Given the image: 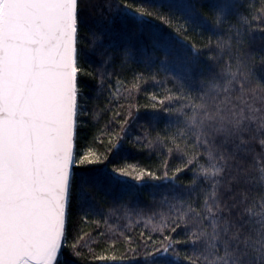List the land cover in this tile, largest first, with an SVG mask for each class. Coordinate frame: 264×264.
<instances>
[{
    "label": "snow or ice",
    "instance_id": "6c2138e0",
    "mask_svg": "<svg viewBox=\"0 0 264 264\" xmlns=\"http://www.w3.org/2000/svg\"><path fill=\"white\" fill-rule=\"evenodd\" d=\"M103 7L131 16L137 30L151 36L153 50L174 60L158 62L143 48L120 46L107 28L82 31L85 0H0V264H62L73 203L85 222L106 216L102 201L126 208L124 197L130 202L145 177L153 185L149 195L159 194L160 204L175 213L171 219L161 213L159 222L153 213L145 221L163 239L141 257L101 254L97 264H264V155L255 158L256 175L237 163L253 141L264 149V79L255 75L257 56L264 64V54L251 48L257 31L264 37V4L257 11L249 0H213L207 14H198L190 0H120L115 6L108 0ZM257 22L262 27H251ZM205 32L207 42L198 46L195 38ZM177 60L179 72L172 66ZM117 71L130 74L137 87L157 82L161 72L173 81L168 92L175 96L150 95L153 123L163 119L166 130L175 129L156 138L171 143L181 160L171 176L102 167L131 135L139 109L135 115L129 110L122 123L120 113L112 114L106 127L115 123L119 132L109 137L103 158L93 150L95 141L78 147L80 130L90 122L81 77L96 79L99 95ZM149 135L133 137L132 145ZM189 145L206 152L189 155ZM201 155L207 164L198 163ZM190 169V180L181 182Z\"/></svg>",
    "mask_w": 264,
    "mask_h": 264
},
{
    "label": "trees",
    "instance_id": "16d2710c",
    "mask_svg": "<svg viewBox=\"0 0 264 264\" xmlns=\"http://www.w3.org/2000/svg\"><path fill=\"white\" fill-rule=\"evenodd\" d=\"M107 2L108 0H85V8L82 14L88 18L82 25V31L85 26L94 28L98 32L107 28L111 34L112 41L120 46L130 43L137 50L143 48L147 53L154 54L158 62L161 59H167L169 62L174 60L173 56L166 57L161 50H153L151 36L145 32L138 31L136 22L131 16H124L118 12H108L103 7ZM118 2L120 0H111L113 6ZM190 2L198 14H207L213 0H190ZM249 2L253 4L257 11H259L261 4H264V0H249ZM101 9L103 10L102 14ZM105 17L110 18L111 22L109 23V19ZM153 24L156 25V22L153 21ZM173 26L175 27V24ZM251 27L259 28L262 25L257 22L252 24ZM157 28L164 32H169V29L164 28L163 25H157ZM190 35L192 34L190 33ZM207 36L208 33L205 32L203 39L196 37L197 45L206 43ZM108 40L109 36L105 34L103 42L108 43ZM251 48L256 53L264 54V37L258 31L254 34ZM185 51L181 49V54L183 55ZM202 55L208 56L209 53L205 52ZM95 59L98 64L99 58ZM172 66L178 72L182 70L178 60ZM255 75L260 79H264V64L259 62V56H257ZM156 81L148 80L137 87L133 84L130 74L117 71L113 74L111 80L105 84V90L97 95V80L81 77V87L83 88L84 97H86L81 102L87 106L90 115L85 117V119L90 122L88 127L80 130L78 147L83 149L95 141L92 144L93 150L103 158L104 155H107V149L110 147L108 143L109 137L113 133L119 132V127L115 123L106 127L112 114L120 113L119 121L122 123L125 117L128 116L129 110L135 115L137 109H139V115L129 129L131 135L122 142L119 152L112 153L107 163L102 167L111 169L113 165H117L129 171L147 169L155 171L160 176H163L165 171H167L169 176H171L172 171L180 165L181 160L171 143H158L156 138L159 134L161 138L166 139L170 132L175 129L166 130L163 119L153 123L150 95L159 94L160 98H163L165 95L171 94L175 96L177 93L174 90L171 93L168 92V89L172 88L173 81L171 79L165 80V73L161 72ZM109 84L112 86L111 97H109L108 93ZM109 100L112 101L111 106L106 107ZM172 106L175 107L176 105L173 104ZM94 111L95 116L93 117ZM93 118L96 120L95 123L91 122ZM144 132L150 133L148 139L144 141V144L133 146L131 143L132 138ZM148 141L153 142L150 148L145 147ZM178 143L181 144L182 148L184 147L182 141H178ZM249 147L252 151L248 152L243 160L238 159L237 163L242 164L250 174L256 175L257 164L255 158L258 153L264 155V149L260 147L257 141H253ZM169 149H172V151L169 152ZM185 151L189 155H191L192 151L202 154L206 152V149L203 147L193 149L189 145ZM198 163L207 164L206 157L201 155ZM196 167L197 164L192 165L193 169ZM190 172L191 169L189 173L182 175L179 180L187 183L190 180ZM127 179L131 180V178ZM133 183L135 182L133 181ZM152 190L153 185L150 182V178L145 177L143 186L136 189V194L132 196L130 202H128L127 196L124 197V202L127 203L126 208L120 207L119 203L112 204L111 198H109L102 201L100 205L107 210V215L91 216L87 222L79 215L74 202L68 216L67 239L64 242L63 255L60 257L62 264H97L94 257L101 254L114 255L118 259H129L143 256L146 247L150 251L151 244L161 241L163 236L159 232L153 233L152 225L146 224L145 221L152 217L153 213L157 214L154 217V222H159L161 213L167 215L169 219L175 216V213L171 212L166 205L160 204L159 194L155 199L149 195ZM196 194H199V198L196 199L195 206L199 207L203 200L200 185H197L193 193L194 196ZM191 219L189 217V223H191ZM77 237H81V239L77 241ZM128 237L131 238V243L127 241ZM74 243L78 244L75 251L71 247ZM183 251L182 249L181 255H183ZM137 264H140V262L137 261Z\"/></svg>",
    "mask_w": 264,
    "mask_h": 264
}]
</instances>
